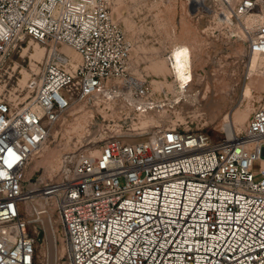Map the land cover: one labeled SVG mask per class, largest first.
Returning <instances> with one entry per match:
<instances>
[{
  "label": "built area",
  "instance_id": "1",
  "mask_svg": "<svg viewBox=\"0 0 264 264\" xmlns=\"http://www.w3.org/2000/svg\"><path fill=\"white\" fill-rule=\"evenodd\" d=\"M215 1L242 24L248 52L264 54V0ZM111 7L0 0V54L22 37L49 47L29 103L0 95V264L42 263L20 209L29 199L43 202L39 218L56 216L65 264H264V98L241 136L168 127L135 142L108 136L66 156L37 194L24 192L32 156L79 104L102 98L139 116L163 108L151 83L128 75L131 43Z\"/></svg>",
  "mask_w": 264,
  "mask_h": 264
},
{
  "label": "rangeland",
  "instance_id": "2",
  "mask_svg": "<svg viewBox=\"0 0 264 264\" xmlns=\"http://www.w3.org/2000/svg\"><path fill=\"white\" fill-rule=\"evenodd\" d=\"M111 6L113 20L131 43L128 75L151 83L167 106L156 114L139 116L122 113L118 105H109L102 98L79 104L54 126L48 141L32 156L25 171L24 192L56 181L66 156L73 157L82 148L95 151L108 136L129 134L128 141L135 142L157 127L210 128L226 137L241 136L264 98V59L258 67L251 64L257 54L248 52L242 24L218 17L224 9L215 0H204L195 10L190 0H111ZM172 42L188 45L193 52L195 78L188 95L181 98L168 68L165 45ZM45 47L49 49L24 37L10 55L0 54V95L20 106L32 100L35 91L30 82L38 80L47 58L36 61L35 55ZM41 204L31 199L20 204L22 214L31 219L40 264H65L56 216L48 215L53 219L49 226L32 213Z\"/></svg>",
  "mask_w": 264,
  "mask_h": 264
},
{
  "label": "bare ground",
  "instance_id": "3",
  "mask_svg": "<svg viewBox=\"0 0 264 264\" xmlns=\"http://www.w3.org/2000/svg\"><path fill=\"white\" fill-rule=\"evenodd\" d=\"M190 3H191V9L195 10L197 7L204 5V0H190ZM220 16L222 18H224V19L226 18L225 20H229L230 24L234 25V23L231 22V19H233V18H231L230 16L227 18V17H225L222 14V15H219L218 17H220ZM253 22H254V20L248 19V24L249 25H252ZM25 38H27V37H25ZM23 39H24V37H22L21 40H23ZM19 43H18V45H19ZM45 49H46V51H45ZM45 49L44 48H40L37 51V54L35 55V60L36 61H41L45 56H48L49 49H47L46 47H45ZM165 49L168 52L172 53V55H171L172 65H169L168 68L170 69L172 75L175 78L176 83L178 84L177 87L179 89V97L181 98L182 96H187L188 95V87L190 86V84H192V82L194 81V78H195L192 49L188 45L179 44L177 42H172V43L166 44L165 45ZM64 50H66L67 53L70 55L71 59L74 61V64L79 63L78 60H81V55L77 51H75V50H73L71 48H67V47H65ZM72 51H75L73 55L71 54ZM46 52H47V55H46ZM178 54H180V55H178ZM254 54H257V55L252 60L251 64L254 67H258L259 64L261 63V60L264 59V54H262V53H254ZM183 105L187 106L186 103H184ZM165 106H167V105L164 104L163 108ZM151 114H156V113H151ZM148 115H150V114H147L146 116H148ZM170 130H175V129L174 128H170ZM214 132L215 133H220V131H218V130H214ZM37 190L38 189L36 188V189H33V190L29 191V192H35ZM42 207H43V204H41V205L35 207L34 209H32L33 215L36 216L37 215V211L39 209H41ZM41 218L46 220V223L49 226L51 225V223H53V219L51 218L52 219L51 220L48 215H43V216H41Z\"/></svg>",
  "mask_w": 264,
  "mask_h": 264
},
{
  "label": "snow or ice",
  "instance_id": "4",
  "mask_svg": "<svg viewBox=\"0 0 264 264\" xmlns=\"http://www.w3.org/2000/svg\"><path fill=\"white\" fill-rule=\"evenodd\" d=\"M178 55H180V54H178Z\"/></svg>",
  "mask_w": 264,
  "mask_h": 264
}]
</instances>
